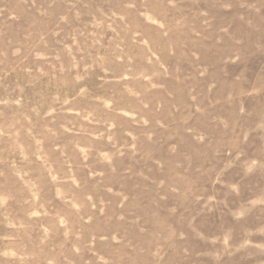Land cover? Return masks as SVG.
Returning <instances> with one entry per match:
<instances>
[{
    "label": "rangeland",
    "instance_id": "rangeland-1",
    "mask_svg": "<svg viewBox=\"0 0 264 264\" xmlns=\"http://www.w3.org/2000/svg\"><path fill=\"white\" fill-rule=\"evenodd\" d=\"M0 264H264V0H0Z\"/></svg>",
    "mask_w": 264,
    "mask_h": 264
}]
</instances>
